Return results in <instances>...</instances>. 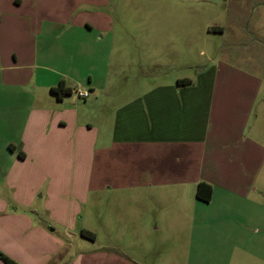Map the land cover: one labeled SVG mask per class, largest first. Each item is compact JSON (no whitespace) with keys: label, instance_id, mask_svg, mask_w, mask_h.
<instances>
[{"label":"crops","instance_id":"1","mask_svg":"<svg viewBox=\"0 0 264 264\" xmlns=\"http://www.w3.org/2000/svg\"><path fill=\"white\" fill-rule=\"evenodd\" d=\"M119 1L0 0V251L16 264H139L94 247L96 237L72 254L53 236L72 226L84 195L109 196L132 219L145 207L155 229L189 232L192 247L207 228L264 224L255 201L264 131L248 130L257 104L264 108V0H150L162 20L134 31L132 45L157 35L162 50L204 43L202 54L209 43L194 84L157 83L115 104L73 96L86 80L109 77L112 52L101 65L96 49L116 37L120 17L109 6ZM61 82L71 94L58 98L51 89ZM94 89V100L105 95ZM199 182L212 187L209 202L196 198Z\"/></svg>","mask_w":264,"mask_h":264},{"label":"rangeland","instance_id":"2","mask_svg":"<svg viewBox=\"0 0 264 264\" xmlns=\"http://www.w3.org/2000/svg\"><path fill=\"white\" fill-rule=\"evenodd\" d=\"M109 9L112 12L117 11L120 17L114 28L116 37L113 36L111 41V36L106 34L96 49L101 65L108 62L109 50L110 53L112 52L111 65L108 67L109 81L108 78L105 82L95 80L92 83L86 80L82 86H78L90 92L89 101L115 104L157 83L174 82L175 84L176 79H192L194 74L207 63L209 43H205L202 54L200 51L204 43L190 46V50L179 49L182 45L171 43L172 49L162 50L157 35L152 40L154 44L140 42L132 45L134 31L139 30L142 33L145 30H156L157 24L162 20L155 18L154 14L159 9L154 1L120 0L116 6L112 2ZM225 21L227 22V18H223V22ZM179 32L172 29L170 32L176 42H179ZM95 34L96 32H93V36ZM145 36V33L139 35L142 38ZM231 36L233 35L229 36V40H232ZM130 45L132 49L126 50V46ZM143 46L150 49H145ZM222 46L225 45L222 43ZM255 71H258L257 68ZM258 75L264 76V67L260 69ZM94 87H103L102 92L105 95L94 100L93 93L98 91ZM261 106L262 104L258 103L252 113L248 126L251 135L255 127L264 131L262 121L264 108ZM4 130L2 124L0 139L4 138ZM3 152H7V148H0V172L6 167ZM257 185L262 191L257 193L255 201L264 206V183L260 181ZM84 196L72 226L70 228L59 226L53 234L54 237L60 236L59 241L66 245L69 253L78 254L86 244H91L89 240L80 236V231L86 229L93 232L97 238L94 247H113L139 264H264V224L260 222H250L246 226L247 229H244L245 232L234 226L207 228L201 234V238L197 239L195 243L197 246L192 247L190 237H186L189 232L181 238L173 232L177 229L169 230L161 227L155 229L156 223L152 219L147 221L145 207L144 211L139 207L132 219L129 212L124 210L127 208L126 205L118 207L109 196L101 199L99 195ZM74 202L73 206L77 208V201ZM30 214L32 216V212ZM44 218L45 216H42V219ZM35 224L32 222L33 226ZM43 228L47 230L49 227L43 224ZM67 230L72 234L73 239L64 236ZM55 262L56 259H51L47 264H55Z\"/></svg>","mask_w":264,"mask_h":264},{"label":"trees","instance_id":"3","mask_svg":"<svg viewBox=\"0 0 264 264\" xmlns=\"http://www.w3.org/2000/svg\"><path fill=\"white\" fill-rule=\"evenodd\" d=\"M193 84L194 81L188 78L176 79L175 81V85L178 88L191 86ZM51 92L54 93L58 98H61L65 95L71 94V89L65 87L64 83L61 82L56 88L51 89ZM211 194H212V187L209 184L205 182H199L197 184L196 192H195V196L197 199L203 202H209L211 198ZM80 236L91 241L95 239V234L86 229H82L80 231ZM0 260L3 261L4 264H16L13 260H11L9 257L4 255L1 251H0Z\"/></svg>","mask_w":264,"mask_h":264},{"label":"built area","instance_id":"4","mask_svg":"<svg viewBox=\"0 0 264 264\" xmlns=\"http://www.w3.org/2000/svg\"><path fill=\"white\" fill-rule=\"evenodd\" d=\"M74 94H76L77 97L85 99L88 97V92L86 90L76 89L74 90Z\"/></svg>","mask_w":264,"mask_h":264}]
</instances>
